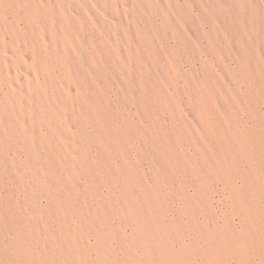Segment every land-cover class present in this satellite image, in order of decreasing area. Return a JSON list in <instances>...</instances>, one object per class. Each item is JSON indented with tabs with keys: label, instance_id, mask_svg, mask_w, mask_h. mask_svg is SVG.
<instances>
[{
	"label": "rangeland",
	"instance_id": "1",
	"mask_svg": "<svg viewBox=\"0 0 264 264\" xmlns=\"http://www.w3.org/2000/svg\"><path fill=\"white\" fill-rule=\"evenodd\" d=\"M0 264H264V0H0Z\"/></svg>",
	"mask_w": 264,
	"mask_h": 264
},
{
	"label": "bare ground",
	"instance_id": "2",
	"mask_svg": "<svg viewBox=\"0 0 264 264\" xmlns=\"http://www.w3.org/2000/svg\"><path fill=\"white\" fill-rule=\"evenodd\" d=\"M49 25V24H48ZM41 71V70H40ZM243 168V167H242ZM30 189V188H29ZM154 233V232H153ZM162 238V237H161ZM164 260V259H163Z\"/></svg>",
	"mask_w": 264,
	"mask_h": 264
}]
</instances>
